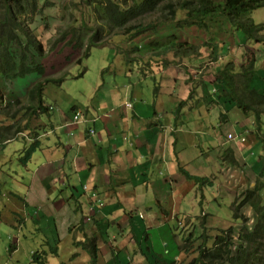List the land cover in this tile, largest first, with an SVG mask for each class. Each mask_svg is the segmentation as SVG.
Returning <instances> with one entry per match:
<instances>
[{
  "label": "rangeland",
  "instance_id": "obj_1",
  "mask_svg": "<svg viewBox=\"0 0 264 264\" xmlns=\"http://www.w3.org/2000/svg\"><path fill=\"white\" fill-rule=\"evenodd\" d=\"M112 1L121 4L123 7L133 3V0ZM39 3L43 8V13H39L36 20L29 24L34 35H28V37L34 38L42 44L47 54L43 61L47 67L45 78L55 79L56 77L65 76L67 79L61 86L54 82L43 84V106L35 114L33 109L29 110L28 108L29 105L35 106V102L27 106L22 99L9 100L11 97L9 85L13 82V90H15L17 97L23 98L25 89L28 87L29 90L32 84L37 81V79H34L36 75L31 73L19 79L2 78L0 76V86L5 94L4 97L3 93H0V97L3 96L2 100L0 98V133L7 135L5 141L0 142V188L2 189L0 209L7 207L15 212L19 203L18 200H7V197L3 196L4 193L11 192L12 183H15V181L5 174L1 175V169L11 172L13 168L21 166L17 149L10 154L9 159H6L3 153L6 148L28 146L23 138H28L37 131L45 132L48 126L41 124L40 116L46 122L58 124L63 122L65 118L73 119L77 110L82 111L85 115L86 106H94L105 99L111 108L119 111L125 110L126 115L131 118L135 117L137 110H140L139 112L142 115L153 113L156 109L160 111L162 104L164 106L163 112L167 115L164 122H168L174 115L168 110L169 106L175 107L177 105L175 100H178L182 106L179 115L175 114L179 117L178 123L174 127L170 122L166 128L171 131L175 128L178 133L174 153L186 150L187 155L192 160V165L195 166L189 167L192 171L190 174L205 178L201 181L186 178L185 171L188 170L183 165L178 168L179 178H177V184H174L172 179L176 178L175 167H172L170 163L161 162V165H165L166 172L169 175H166L161 167L160 171L165 177L162 181H158V186L166 187L167 192L162 195L155 192L153 195H156L158 200L161 198L169 200L167 203L173 208L179 206L182 209L177 217H170L169 219L163 217L166 220L161 222L160 226L163 224L161 229L169 233L168 239H162L160 226H157V229L155 228L150 234L154 235L150 246L151 251L154 250L153 256H150L151 262L152 264H165L162 260L166 259L164 253L167 250L173 249L175 252L172 256H174L175 254L179 255L182 248L183 258L178 260V264H190L195 257L200 255L199 249L204 246L210 249L214 248L215 239L219 235L227 234L230 227H234L235 240L240 242L239 235L245 233L247 229H254L259 220L256 208L251 205L239 206V203L250 187L258 181L264 183V174L260 175L261 163L259 162L261 160L260 156L264 154V137H262L263 141L260 144L254 139V134L250 132H259V128L262 127L264 132V124L258 127L256 119L249 117V114L240 112L235 114V119L232 118V112L231 117H225L224 114L231 111L234 105L230 98H219L220 93L217 92L212 95L213 98L209 102L206 98L203 99L200 92L202 89H197L196 86L200 83L199 78L206 74L210 76L212 67L220 63L231 64L238 80L241 78L240 73L248 67L253 59L260 73V78L257 80H263L262 82L259 81L255 87L259 90L264 89V42L261 39H264V31L255 41H248L243 33L231 26L230 20L221 17L210 21V28L207 30L196 26L180 28L174 22H160L158 20L159 16L165 14L163 5L162 8L158 7V9H161L160 11L148 12L140 17L132 18L130 19L131 23L128 24L130 26L140 23L141 25L151 24V28L140 33L136 30L127 29L128 34L124 33V28H116L111 35L106 36L108 45L94 47L90 56L81 63V58L85 56V48L78 49L64 43H58L55 47L54 44L61 33L69 30V27L79 28L86 33L84 36L92 33L97 26L95 17L98 11L95 8V3L87 5L84 0H39ZM50 3L55 5L50 6ZM176 14V19L185 17L184 10L179 9ZM252 15L257 22H262L264 7L254 10ZM83 23L86 24L85 27L82 25ZM24 27L30 34L28 26L24 25ZM219 28L221 30H218ZM213 33L217 35L215 43L229 47L226 54L218 50L217 60H213L212 53L215 48L212 50L203 43L205 39H210V35H214ZM170 37L175 38L176 41L192 43L195 46V52L176 55L172 51H167L160 56H155L151 48L155 45L152 42L159 40L162 43ZM23 41H25V38H23ZM137 44H139V49L133 51L131 49L132 45L137 46ZM257 56L262 59L259 66L256 65L259 60L256 58ZM127 58L130 61H127ZM163 60H168V62H163ZM158 69L169 75L168 79L172 84V79L175 80L170 91L164 88L160 92L157 79L160 80L165 74L161 75ZM191 76L196 78L194 82L190 81ZM212 81H214V77L210 78L211 87L214 88ZM149 89H152L154 95L149 100L147 98L141 100L136 96L143 93L146 97ZM180 90L181 92H178ZM176 93L179 94V97L175 95ZM27 96H29L28 92ZM173 98L174 101H172ZM213 99L217 102H214ZM6 100L11 101L10 106L7 105ZM164 100L166 101L163 102ZM127 103H131L133 107H127ZM60 110H63L64 114H60ZM12 114L16 116L11 117ZM220 121L223 122L220 123ZM146 122L147 119L140 125L144 129L149 126ZM12 124L14 126L9 129ZM32 124L37 126L33 128ZM247 131L250 132L249 136ZM9 132H15V134L11 136ZM230 132L233 134L238 133L239 137H248L247 142L230 141L223 143L224 135ZM70 133L81 138L77 133ZM189 133H192L190 137H193V141L182 147L180 145L181 137H186ZM210 133L217 136L215 137L217 140L211 144L208 143L211 141ZM127 136L129 135H123V137ZM218 143L221 144L210 148ZM205 150L209 152H205ZM232 150L235 153L236 162H231L233 159ZM203 153L211 156V163L206 166L200 164L204 158ZM40 163L41 161L35 163L34 169ZM175 163L177 166L179 165L176 156ZM123 171L121 166L115 168L108 185L116 189V197L128 200L133 187L135 189V185H133V182H129L126 185L128 194L125 193L124 186L127 174ZM87 174V172H79L75 176H65V182L80 179L87 176ZM12 175L15 176V173L12 172ZM88 181L85 183L86 191L90 187ZM140 188V185L136 186L137 193H141ZM259 194L264 205V188L259 191ZM40 198L41 202L44 203L49 200L45 197ZM128 202L135 204L133 200H128L125 202V206ZM237 208L240 209L238 215L241 217L239 218L235 216ZM177 219L181 221V224L178 223ZM10 235V233H0V257L10 256L13 263L17 264L20 254L24 255L23 259L29 261V256L33 250L42 249L38 260L34 262L36 264H57L56 259L59 256L56 246L51 247L50 251H46L39 241L28 240L21 244L15 243L16 250H12L8 245L10 241L13 242L9 239ZM261 241L258 250L261 255L259 262L264 264V239ZM169 242L170 245H168ZM75 245L82 247L86 244L77 241ZM69 248V246L63 247V252H69ZM83 249L86 248L83 247ZM146 250L148 251L149 248L147 247ZM60 259V264H62L63 259ZM170 260L174 264V258ZM51 261L53 262L51 263ZM78 261H80L79 255L68 256L69 264Z\"/></svg>",
  "mask_w": 264,
  "mask_h": 264
},
{
  "label": "crops",
  "instance_id": "obj_2",
  "mask_svg": "<svg viewBox=\"0 0 264 264\" xmlns=\"http://www.w3.org/2000/svg\"><path fill=\"white\" fill-rule=\"evenodd\" d=\"M66 79L56 84L61 86ZM172 81L174 84L173 79ZM157 83L160 92L164 88L170 91L174 86L168 77L157 79ZM142 94L135 95L141 100H149L154 96L152 89L148 90L146 97ZM162 107L161 104L160 111L156 109L147 115H142L137 110L135 117L131 118L126 115L125 110L111 108L103 99L94 106H86L85 115L77 125H72V118L69 117L55 124L44 121L40 116L41 124L48 126V129L23 138L28 146L6 148L3 153L9 159L10 154L17 149L19 160L27 156L24 161H20L21 166L13 168L11 172L1 169V175L5 174L15 181L11 192L4 193L3 196L7 200L19 202L15 212L7 207L0 209V233L11 234L9 239L13 242L8 244L10 249L16 250L15 243L37 240L45 249L50 243L51 247L57 246V264H60V258L63 259L62 264H69V255L80 256V261L73 264H152L150 256H153L154 250H146L154 239V235L150 234L161 222L177 217L182 209L179 206L173 208L167 203L169 200H158L153 195L155 192L159 195L167 192L166 187L158 186V181L165 177L160 171L161 167L166 172L165 165H161V162L175 167L176 178L172 179L174 184H177L179 178L178 168L184 165L192 172L189 167H195L186 150L174 153L178 133L174 128L172 131L166 128L170 122L173 126L174 122L177 125L179 117L175 119V109L172 107L169 111L174 115L168 122H164L167 115ZM59 113L64 114L63 110ZM160 114L164 117L159 119ZM84 119L89 120L87 125L83 123ZM145 119L149 125L147 129L140 126ZM31 126L35 128L37 125ZM89 128H93L96 134L79 138L70 133L82 135L83 130L87 131ZM190 134L192 133L181 137L182 147L193 141ZM215 137L217 136L210 133L211 141L208 143H214L217 140ZM5 139V135H2L0 142ZM219 144L221 143L210 148ZM175 156L179 161L178 166ZM203 157V164L199 162L201 165L211 163L210 154L203 153ZM38 161L41 163L34 169ZM118 166L127 174L124 188L129 182L135 185L128 198L135 204L128 202L127 208L125 202L128 200L116 197V189L108 185L111 174ZM79 172L88 174L65 182V176H75ZM87 180L90 185L88 191L85 190ZM139 185L141 193L136 191V186ZM1 194L0 188V196ZM40 197L49 200L44 203ZM178 223L181 224V221L178 220ZM161 226L159 229L162 239H168L169 233L161 229ZM157 236L161 241L158 233ZM77 241L86 244V247L75 245ZM66 246L70 248L65 253L63 247ZM95 246L96 255L92 252ZM174 252L173 249L167 250L163 263L172 264L170 259L174 258V264H178V260L183 258L182 248L179 255L172 256ZM23 258L24 255L20 254L17 264H36L32 255L29 256V261ZM0 259V264H14L10 256Z\"/></svg>",
  "mask_w": 264,
  "mask_h": 264
},
{
  "label": "trees",
  "instance_id": "obj_3",
  "mask_svg": "<svg viewBox=\"0 0 264 264\" xmlns=\"http://www.w3.org/2000/svg\"><path fill=\"white\" fill-rule=\"evenodd\" d=\"M39 0H0V76L2 78L9 79H19L24 78L27 75L33 73L36 75L34 79H37L32 86L25 89V96L23 98H18L15 90H13L12 83L9 85L11 88V97L9 100L22 99L28 106L30 103L35 102V106L29 105V110H34L35 114L38 109L43 106V94L45 83H60L66 77H56L45 78L47 67L44 64V59L47 54L42 46L36 39L29 38L28 35L32 34L29 24L36 20L39 13H43V8L38 4ZM87 5L95 3V8L98 13L95 17L97 26L92 33L86 35L85 32L81 31L76 27H69V30L63 31L61 35L56 39L54 46L56 47L58 43H64L66 45H72L75 48L83 49L85 48V56L81 58V63L90 56V53L94 47H102L108 45L107 35H111L114 29L124 28L126 34L127 29L136 30V32H143L148 28H151V24H130L132 18L140 17L141 15L160 11L158 7H164L163 10L165 14L159 16L158 20L160 22H174L177 27H198L200 29H209L210 21H214L221 18H227L231 21V26L241 33L248 41H255L259 38L260 34L264 31V19L262 22H257L252 13L254 10L264 7V0H133L131 5L123 7L121 4L116 3L112 0H84ZM54 3H50V6H54ZM91 7V6H89ZM42 8V9H41ZM92 8V7H91ZM181 9L185 11V17L182 19H176L177 11ZM28 26L30 31L24 27ZM84 27L85 23L82 24ZM218 30H221L220 28ZM210 35V39H205L203 41L208 47L213 50V60H217L218 50L226 54L229 51V47H224V44L220 45L215 43L217 40V35ZM128 36V35H126ZM25 38V41H23ZM129 39V38H127ZM264 42V39L261 38ZM260 39V40H261ZM212 43V44H211ZM155 56H160L162 53L167 51H172L176 55L181 53H194L195 46L192 43H187L183 41H176L175 38L170 37L164 40L162 43L158 41L152 42ZM139 44L137 46L132 45L131 49L133 51L138 50ZM227 46V45H226ZM224 54V56H225ZM259 59L256 65H260L262 59ZM127 61H130L127 58ZM163 62H168V60H163ZM159 70V69H158ZM163 77H168L169 75L163 70H159ZM65 75L66 72H64ZM241 78L236 79L235 70L232 69L231 64L220 63L212 67V73L210 76L208 74L203 75L199 78L200 83L196 86L197 89H202L203 99L211 102L213 94L217 92L220 93L219 98L226 97L230 98V101L234 104L231 111L224 114L225 117H231L235 119V114L240 112L244 114H249V117L256 119L258 127L264 124V89L259 90L255 87L256 84L262 82L263 80H257L260 78V73L255 66V61L252 59L251 63L246 69L240 73ZM214 77V88H212V83L210 78ZM196 78L190 77V81L194 82ZM6 81V80H5ZM175 82V80H174ZM1 84V83H0ZM195 87V88H196ZM218 87V88H217ZM3 88L0 86V93H3ZM194 91V88L192 89ZM27 92L28 95L27 96ZM4 94V93H3ZM179 97L178 94H175ZM1 100L3 96L0 97ZM37 100V101H35ZM174 101V98L173 100ZM177 105L174 107L175 114L179 115V111L182 106L178 100H175ZM214 102H217L213 99ZM7 105L10 106L11 101H7ZM35 107V108H33ZM164 109V106L162 107ZM172 107L169 106L170 110ZM9 112V110L7 109ZM10 115V114H8ZM16 116L12 114L11 117ZM223 122V121H221ZM14 124L9 126L12 128ZM174 127L176 123L174 122ZM53 128V127H52ZM263 128V127H262ZM262 128H259V132L255 135V140L261 139ZM175 129V128H174ZM11 136L15 132H9ZM249 135V133L247 132ZM7 135L5 134V138ZM0 139H2V134L0 133ZM232 160L231 162H236L235 153L232 150ZM26 155L20 158V161H24ZM261 160V170L260 175L264 174V154L260 156ZM186 178L195 179L196 181H201L205 177L194 176L188 171H185ZM264 188V183L258 181L255 185L250 187L245 193L244 198L239 203L241 205H251L258 211V222L256 227L252 230L247 229L245 233L239 235L241 241L236 242V234L234 227H230L227 230V234L219 235L215 239V247L201 248L200 255L195 257L190 264H261V255L259 254L260 244L262 239H264V205L261 202V195L259 191ZM167 190V189H166ZM236 209L235 216L237 218L241 217L238 215ZM103 235V232H101ZM236 246V247H235ZM86 247V245H85ZM149 251L151 248L149 247ZM93 254L96 255L97 247L93 249ZM40 256L39 252H35L33 256V261L38 260ZM208 259V260H207ZM94 264V263H93Z\"/></svg>",
  "mask_w": 264,
  "mask_h": 264
},
{
  "label": "clouds",
  "instance_id": "obj_4",
  "mask_svg": "<svg viewBox=\"0 0 264 264\" xmlns=\"http://www.w3.org/2000/svg\"><path fill=\"white\" fill-rule=\"evenodd\" d=\"M3 96L5 97V94H3ZM126 106L127 107H133L132 106V104L131 103H127L126 104ZM78 112H80L81 113V115H80V117L78 118V119H75V115H76V113H78ZM86 112V111H85ZM84 117V114L82 113V111H80V110H77L76 112H75V114H74V116H73V119H72V125H77L78 123H80L81 122V120H82V118ZM162 117H164V115L163 114H160L159 115V119L160 118H162ZM176 118H178V116H176L175 115V119ZM88 119H84L83 120V123L85 124V125H87L88 124ZM53 126H52V124H51V128H52ZM74 129L76 128V127H73ZM53 129V128H52ZM248 133H250V132H252V134H254V139H255V135H256V133L257 132H254V131H247ZM78 134V133H77ZM96 134V132H95V130L93 129V128H89V130H87V131H85V130H83V134L82 135H79L81 138H84L85 136H87V135H95ZM228 135V134H227ZM250 135V134H249ZM248 135V136H249ZM262 137H264L263 136V134H262V136H261V139L260 140H258V142L261 144L262 143ZM247 138L248 137H246V136H243V137H239V134L238 133H235L234 134V138L233 139H230V138H228V136L226 137V139H225V141H224V143H226V142H230V141H237V142H239V143H243V142H247ZM188 172L190 173V171L188 170ZM85 188H86V186H85ZM159 203H160V201H159ZM57 247V246H56ZM203 248H205V246L203 247ZM43 249H45L44 247H43ZM50 249H51V243H50V245L45 249L46 251H50ZM42 251V249H37V250H33L32 251V253H31V255H32V259H33V256H34V254H35V252H39V254H40V252ZM200 251V250H199ZM30 255V256H31ZM39 257V256H38Z\"/></svg>",
  "mask_w": 264,
  "mask_h": 264
},
{
  "label": "built area",
  "instance_id": "obj_5",
  "mask_svg": "<svg viewBox=\"0 0 264 264\" xmlns=\"http://www.w3.org/2000/svg\"><path fill=\"white\" fill-rule=\"evenodd\" d=\"M80 115H81L80 112L76 113V115H75V119H78V118L80 117ZM227 136H228V138H230V139H233V138H234V134H233L232 132L228 133Z\"/></svg>",
  "mask_w": 264,
  "mask_h": 264
}]
</instances>
